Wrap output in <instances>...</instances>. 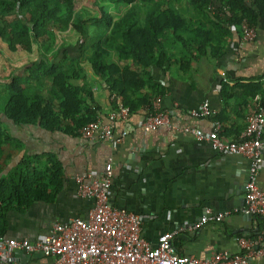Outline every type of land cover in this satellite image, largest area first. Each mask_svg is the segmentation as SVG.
<instances>
[{
    "label": "crops",
    "instance_id": "1",
    "mask_svg": "<svg viewBox=\"0 0 264 264\" xmlns=\"http://www.w3.org/2000/svg\"><path fill=\"white\" fill-rule=\"evenodd\" d=\"M182 9L186 16L194 13L191 7ZM205 21L208 23L207 17ZM256 30L252 42H242L239 31L232 28L220 43L222 55L218 57L196 52L188 56L169 45L168 60L162 68L134 63L132 69L149 74L153 83L164 89L163 94H155L146 87L150 97L144 105L159 99L178 129L161 126L144 130L141 105L133 110L128 125L119 119L112 121L113 140L99 142L87 141L70 127L67 131H47L39 121L16 123L9 114V80L15 76L24 89H30L32 84L26 77L34 62H60L64 51L69 57L79 58L75 43L60 37L51 49L59 53L51 55V50L45 53L37 44L29 53L15 51L0 39V181L23 170L24 175L33 174L44 184L41 197L24 206L3 209L0 234L35 242L47 236L54 223L87 218L93 200L78 195L75 176L91 182L111 161L110 200L114 206L140 216L142 236L151 246L157 244L162 233L185 228L209 210L226 215L220 222H208L194 231L180 230L173 239L176 251L201 260L209 259L214 252H245L252 239L264 234V216L242 212L249 161L241 154L213 150L192 130L209 132L220 123L225 134L236 137L244 129L249 113L263 96L264 23L258 22ZM72 33L67 30L64 34ZM181 61L187 65L182 67ZM85 66V76L82 74L77 83H85L99 107V117L107 119L118 95ZM223 84L228 85L225 91ZM50 89L36 92L47 98ZM59 101L53 98L55 109ZM203 103L208 104L209 115L195 114L201 112ZM262 158L257 185L264 191V147ZM4 192L10 195L8 188ZM259 246L264 247V241ZM12 256L13 261L5 264H56L54 257L36 252L14 250ZM249 264H264V252L251 257Z\"/></svg>",
    "mask_w": 264,
    "mask_h": 264
},
{
    "label": "trees",
    "instance_id": "2",
    "mask_svg": "<svg viewBox=\"0 0 264 264\" xmlns=\"http://www.w3.org/2000/svg\"><path fill=\"white\" fill-rule=\"evenodd\" d=\"M106 1L130 5V8L118 19H113L104 9L99 16L84 18L82 11L75 8V0H0V39L12 50L29 53L33 44H37L46 53L55 46L53 33L73 29L79 35L75 43L79 58L69 57L64 51L60 62L40 59L29 69L28 82L33 86L40 83L45 90L50 87L51 97L44 98L31 86L24 89L15 76L9 80V114L16 123L39 121L47 131H67L70 127L76 133L84 123L99 118V107L91 91L85 83H77L82 78L77 66L85 61L124 105L136 110L150 97L146 87H151L155 94H163L164 89L153 83L149 74L132 69L134 63L162 68L168 60L169 45L180 48L188 56L196 52L218 57L222 55L220 43L232 28L239 31L243 19L256 27L258 22L264 23V0H187L194 11L189 16L177 6L179 0H155L153 4L151 0ZM141 5H148V9L140 20L137 8ZM206 12L213 25L206 23ZM90 24L96 27V32L87 38L84 34ZM112 51L122 62L111 59ZM181 62L182 67L187 65ZM261 86L260 104L264 107V80ZM227 87L223 84V91ZM224 96L230 97V93L224 92ZM54 97L60 100L56 109ZM68 121L70 125L65 123ZM24 166L28 168L27 164ZM22 172L0 181V213L41 197L40 187L44 184L33 174ZM6 188L10 195L5 196ZM262 238L264 241V234Z\"/></svg>",
    "mask_w": 264,
    "mask_h": 264
},
{
    "label": "built area",
    "instance_id": "3",
    "mask_svg": "<svg viewBox=\"0 0 264 264\" xmlns=\"http://www.w3.org/2000/svg\"><path fill=\"white\" fill-rule=\"evenodd\" d=\"M239 34L242 42H252L257 35L256 26L243 19ZM221 75L224 73L221 72ZM141 112V126L146 131L161 126L178 129L171 122L170 112L161 107L159 99L143 105ZM132 113L131 108L124 105L119 97H114L113 109L107 119L99 117L86 122L80 127L79 133L89 142L113 140L112 121L119 119L128 125ZM195 114L209 115L208 104L203 103L201 112ZM263 128L264 107L258 104L249 113L244 129L236 137L225 134L220 123H216L209 132L192 130L198 140L208 142L213 150L241 154L248 159L242 212L259 216H264V191L257 185L263 162ZM184 129L190 131L189 128ZM112 171L113 165L108 161L104 173L91 182H87L83 176H75L78 195L93 200L87 218L74 217L66 223H54L49 234L35 242L0 234V263H11L14 250L52 256L56 264H249L251 257L264 252V247L258 246L263 240L259 236L249 242L245 252H214L207 260L192 254H179L173 239L180 230L194 231L208 222H220L226 215L209 210L185 228L162 233L157 244L151 246L142 236L140 216L112 204L109 195Z\"/></svg>",
    "mask_w": 264,
    "mask_h": 264
},
{
    "label": "rangeland",
    "instance_id": "4",
    "mask_svg": "<svg viewBox=\"0 0 264 264\" xmlns=\"http://www.w3.org/2000/svg\"><path fill=\"white\" fill-rule=\"evenodd\" d=\"M155 2H156L155 0H151L150 4H153ZM74 6H75L76 10L82 11V13L84 15V18L85 17H91V16H99L100 10L101 9H104L105 11L109 12L112 15L113 19H118V18H120L124 14L125 11H127L130 8V5H125V4H122V3H116V4L115 3H110V2H108L106 0H75ZM177 6L178 7H181V8H189L190 7L187 4V0H179L177 2ZM146 9H148V5L145 6V7L142 6V5L141 6H138L137 11H138V14L140 16V20L142 18H144V14H145ZM207 14H205V15L207 17H209L208 23L210 25H213V21H212V19L210 17V14H208V15ZM71 31H73L72 35H70V34H64L65 32H62L63 34L60 33V32L53 33V35L55 37V43H56V41H59L60 37H62L61 39L64 38L63 39L64 42H65V40H68V41H71V43H76L79 35H78V33L75 30L72 29ZM95 32H96V27L90 24V25H88V30L85 32L84 36L86 35L87 38H90L92 35H94ZM67 35H69V36H67ZM74 45H76V44H74ZM85 48L88 49V46L86 45ZM50 53H51V55H54V54L59 53V50H53V51L51 50ZM76 53L79 55V53H80L79 50H76ZM40 54L42 55V53H40ZM110 57H111V59L113 61H118L119 63L122 62V60L118 57V54L115 53L114 51L111 52ZM84 64L86 65L85 67H87V69L89 67V70H92V68H91L90 64L87 61H85V62H83L81 64H78L77 67L78 68L80 67L81 74H83L85 76L84 68H82V66ZM38 84H40V83L35 84V86H39L38 89H37V87H35L33 85H31V87L35 91L36 90H40L41 91V89L45 88V87H41Z\"/></svg>",
    "mask_w": 264,
    "mask_h": 264
}]
</instances>
